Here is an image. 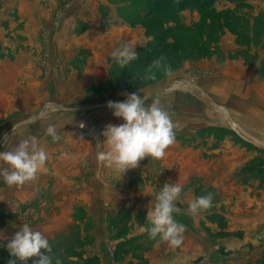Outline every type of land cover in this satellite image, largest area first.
<instances>
[{
	"label": "rangeland",
	"instance_id": "1",
	"mask_svg": "<svg viewBox=\"0 0 264 264\" xmlns=\"http://www.w3.org/2000/svg\"><path fill=\"white\" fill-rule=\"evenodd\" d=\"M233 35H236L234 41ZM125 44L134 46L137 58L121 68L111 54ZM241 45L245 47L240 51ZM251 51L255 52L249 54ZM262 54L264 0H206L204 3L186 0L174 1L171 5H165L162 0H0V138L14 128L0 144V151H9L11 141L20 140L21 131L31 132L22 135L26 139L48 124L56 125L62 136L59 142H53L50 136L47 143L43 142L48 159L33 184L14 186L15 195L14 189L0 187V192L7 195L6 200L0 201V264L14 259L6 243L24 223L48 237L53 264L57 259L60 264H134L137 259L149 263L146 256L153 255L165 243L149 240L146 229L151 224L145 213H141L148 212L154 201L153 193L162 189L174 172L168 165L183 162V153L178 152L176 157H169L158 165V160L146 157L145 163L150 166L130 170L128 177L112 170L109 180L128 189V193L144 188L152 194L144 202L129 201L133 207H120L119 203L118 210L108 218L103 211L110 210V203L92 200L89 193L93 192L85 186L80 191L76 189L83 192L85 201L50 198L51 194H57V186L48 183L42 173L63 162L59 148L72 134L78 135L72 141L84 147L81 167L90 162L89 153L93 150L96 153L105 150L106 145L102 143L105 126L124 123L122 118L113 115L107 102L126 100L122 93L148 95L152 89L172 83L150 97L159 98L168 108L170 100L188 103L185 97L188 93L189 98L206 107V102L179 81L197 87L224 113L225 116L216 112L221 125L209 130L231 133L241 147L239 154L224 155L227 165L234 170L222 165L223 168L210 171L213 174L209 177L207 173L200 175L204 181L199 176L202 171L195 168L192 186H183L181 202L177 203L179 213L186 212L194 198L209 192L214 194L212 207L195 216L197 223L193 226L197 225V230L203 226L208 231L204 234L208 244L193 229V245L198 246L200 241L201 247L193 248L192 264H264ZM160 56L175 75L168 79L158 73L156 80L145 79L147 66ZM239 59L249 61L250 65L257 62V83L254 90L247 91L250 101L233 95L237 93L235 90L227 95L226 100L237 107L233 112V107L219 104L215 90L224 79L233 80L232 69L238 67ZM212 90L216 95L211 94H215ZM222 92L220 96L224 98ZM95 104L100 106L77 111L61 108ZM249 104L257 109L256 114L250 115L251 120H244L242 113ZM228 119L234 124L235 132ZM176 138L182 144L187 141L198 146L207 144V138H185L181 134ZM195 152L192 153L194 164L218 163L217 156L205 155L209 158L207 161ZM0 167H4L2 163ZM215 173L219 179L211 184L209 178L213 179ZM190 190L186 200L184 193ZM29 192L36 195L32 202L25 201ZM21 196L23 201H19ZM131 208L139 209L135 216ZM65 209H70V215L63 219ZM33 259L27 264H33Z\"/></svg>",
	"mask_w": 264,
	"mask_h": 264
},
{
	"label": "clouds",
	"instance_id": "2",
	"mask_svg": "<svg viewBox=\"0 0 264 264\" xmlns=\"http://www.w3.org/2000/svg\"><path fill=\"white\" fill-rule=\"evenodd\" d=\"M112 57L123 68L137 58L134 46L122 45L112 51ZM164 57L155 58L145 70V79L156 80L158 73L171 79L175 73L172 67L164 63ZM127 98L122 102L108 101L107 107L113 110V115L122 118L124 123L108 124L102 135L106 150L96 153L99 166L113 169L125 174L129 169L139 167L140 161L163 159L167 149L175 143L176 130L179 125L173 121L171 114L162 105L159 98L137 93H122ZM151 102L149 103V100ZM84 127L83 124L80 125ZM45 135L53 142L62 139L56 125L48 124ZM5 137L4 139H6ZM101 143L98 142L99 146ZM47 152L40 146L36 136L21 140L12 150L0 151V178L8 187H21L36 179L38 171L46 164ZM183 187L179 182H166L154 196L147 212V221L151 227L146 229L149 240L167 243L170 247H180L184 240L186 226L174 218V213L181 210L177 203L181 202ZM214 194L200 195L188 204L186 214L196 216L212 207ZM7 251L14 259L7 264H27L33 259V264H53L51 255L53 249L48 237L41 231L34 230L24 223L6 243ZM55 264H60L59 259Z\"/></svg>",
	"mask_w": 264,
	"mask_h": 264
},
{
	"label": "crops",
	"instance_id": "3",
	"mask_svg": "<svg viewBox=\"0 0 264 264\" xmlns=\"http://www.w3.org/2000/svg\"><path fill=\"white\" fill-rule=\"evenodd\" d=\"M232 37L234 41V39L236 38V35H233ZM132 40L137 41V39L135 38ZM243 47L245 46L241 45L239 47V50L240 49L243 50ZM233 48L235 47L233 46ZM254 52L255 51H251L249 54L254 53ZM263 55L264 54L261 55V58L264 57ZM245 59H239L237 61L238 67H234L232 69L233 70L232 72L235 74V75L234 74L232 75L234 77L232 78L234 81L230 79H224L223 84H222L223 86L218 85L215 90L219 94L217 93L216 95V93L213 91L214 89L212 91L215 94L211 93L212 95H216L217 98L219 97L220 99L219 104L229 107V108L233 107L234 108L232 109L233 112H236L237 107L232 106L233 104L230 102V100H226L227 95H230L233 92H237V93L239 92V95L237 93H234L233 95H236L237 97L240 96V98L246 101H250V95L247 93V91L254 90L255 85L257 83L258 64L257 62H254L253 65H250L249 61L246 62ZM237 73L241 75L238 77ZM221 92L223 93L224 98H221L220 96ZM186 95L185 97H187L188 103H184L181 101H175L176 99L174 101L170 100L169 106L168 108H166V110H168L169 113L171 114L173 121L179 125L178 129L176 130V137H177V134H181L185 138H192V139L207 138V144L198 146V145H194V143H192L193 141H189V142L187 141V144L186 142L185 144H182L180 143L181 141H178L176 138L175 143L167 149L165 157L163 159L158 160L156 162V165H158L159 163L165 162V160H167L169 157H176L178 152L183 153L184 158H185L184 161L182 160L183 162L180 161V164H179L178 162L175 161L174 163H170L168 165L170 168L174 169V172L172 173V175L171 174L169 175L170 178L168 179V183L179 182L182 185V187L184 185L187 186V184L188 186L191 187L195 168L202 171L201 173H199V176L201 175L203 177V175L207 173L209 177L210 174H213L212 172H210L213 169H216V168L219 169V168H223L224 166L226 167L229 166L227 165L229 164L227 161V158L224 155L228 154V152L230 155H234L235 153L239 154L241 151V147L239 143H236V140L234 139L231 133L223 132V131L220 132L216 129L209 130V128L212 126L221 125V121H220V118L218 117V113H216L217 111L212 106L208 105L207 103H206V107L199 105L197 101H194V99L188 97L190 96L188 93ZM185 97L183 101H185L186 99ZM256 110L257 109L254 108L253 104L252 105L249 104V106H247V108L243 110L244 111L242 113L244 115L243 119L251 120L250 115L256 114ZM23 125L27 126V124L26 125L23 124ZM44 127H41L40 129H36L35 131H33V133H35L34 136L38 137L41 147L43 145V142L47 143L51 139V138L49 139L47 135L42 134L43 132H45V129H46V126ZM232 130L235 132L234 128ZM27 133L30 134L31 132L29 133V131H25V130L21 131L18 134L20 135L18 137L20 140L18 142L16 140L14 142L11 141L10 143L11 147L8 146L10 147V150H12L21 140L25 139L22 135L26 136ZM200 134H204V135L200 136ZM219 134H223V136L220 137ZM30 136H33V135H30ZM76 137L78 138L77 134H72L71 136H68V140L63 141L64 142L63 145L60 146L59 150L61 151L60 154H62L61 156H62L63 162L60 163L58 166H56V168L46 169L47 170L46 174L42 173L43 176L47 177L46 181H48V183H53L55 184V186H57V190H56L57 194L56 195L51 194L50 198H54L55 200H61L64 202L66 201H69V202L80 201L81 202V200L85 201L86 197L85 195L82 194L83 192L76 191V189L78 188H79L78 190L80 191V187L85 186L86 188L92 190L93 193H89V195L92 196V200L96 202L99 201L100 203L101 202L110 203V206H111L110 210L104 209L103 211L104 217H107V218L109 215H112L114 211L118 210L117 205H119V203L120 205H122L120 207H123L124 205L127 207L132 205L131 207H133V204L130 203L129 201L136 200L139 202H144L150 199L149 195H151L152 193H149V191L147 192V190L144 188L138 189V190H132V193H128L129 190L121 188L122 185H120L119 183L117 184L112 183V181L109 180V176L111 175V171L113 169H108L102 166L101 167L98 166L96 158H95L96 150H93V152L89 153L90 162H88L86 166L84 165V167H81L82 165L81 160L85 158L84 157L85 154L82 151L84 150V147L82 148L79 145H77L76 141H72V138L74 139ZM226 147H233V149L232 150L226 149ZM193 152L201 153L203 157L205 155H206L205 157L212 156V155L217 156V158L219 159L218 163L216 165L214 164L211 165L210 162L208 161L209 158L204 157V159L208 161L207 163H209L207 166L205 162L194 164L192 162ZM145 162L146 160L143 159L142 161H140L139 167L135 169H129L127 172H129L130 170L135 171V170L145 169L146 167L150 166V165H146ZM148 162L149 161L147 159V164ZM3 166L6 167V165H3ZM229 169L234 170V167L229 166ZM127 172L125 173L126 177H128ZM121 177L122 179H126V177H124L123 174H121ZM209 179L212 184L218 181L219 176L215 173L213 176V179L212 177H210ZM201 180H204V179L202 178ZM1 181H2V184H1ZM206 181L208 180L206 179ZM31 183L32 182L28 183L27 187H29ZM1 185L7 186L6 184H4L2 178H0V187ZM154 185L156 186L157 184L155 183ZM15 187L7 186L8 190H11V191L13 189L15 191L16 189ZM187 193L190 195L191 190L184 193L186 200H188L187 195H186ZM4 194L5 192L3 194L0 192V201L6 200L7 195H4ZM15 194H16V191L14 192V195ZM155 194L156 193H153V198ZM10 195L11 194H9V196ZM34 198H36V195H34V192H29V198H26L25 201L29 200L30 202H32L34 201ZM153 198L151 199V201H153ZM21 200L23 201L22 196L20 197L19 201ZM138 210L139 209L137 208L136 209L131 208L130 212L132 213L133 216H135V213H138ZM144 213H145V216L147 217V212L144 211L141 214H144ZM68 215H70V209L69 210L65 209L61 218L63 219L68 218ZM174 218L179 223H182L186 226V232L184 233V240H183L182 245L177 248L170 247L167 243L163 244L161 247L159 246L160 249L156 251L153 255L151 256L149 255V257L145 255L146 258H149L148 264H161V263H164V264H192L193 248L196 249L201 244V242L199 241L198 246L193 245V238L195 237H193L192 234H193V229H195V227L197 228V225H195V227L193 226L194 223H197V221H194L196 220V217L187 215L186 212H183V213H174ZM201 227L203 226H200L198 230L195 229L196 233H199L203 241L206 244H208L206 237L204 236V234H207L208 231L206 232V230H203ZM206 228L208 227L206 226ZM137 256H140V255L137 254ZM146 261L145 260L143 261V259L142 260L137 259L134 264H145Z\"/></svg>",
	"mask_w": 264,
	"mask_h": 264
},
{
	"label": "water",
	"instance_id": "4",
	"mask_svg": "<svg viewBox=\"0 0 264 264\" xmlns=\"http://www.w3.org/2000/svg\"><path fill=\"white\" fill-rule=\"evenodd\" d=\"M180 84H182L184 87H186L187 89H189L192 93H194L195 95H197L200 99H202L204 102H206L208 105L212 106L217 112L221 113L222 115H224V113H222V111L201 91L199 90L197 87L186 83V82H182L179 81ZM172 83L166 84V85H162L159 87H156L154 89H152L151 91H149L148 95H152L155 92L161 91L169 86H171ZM100 106V104H95V105H84V106H63L61 107L63 110L65 111H77V110H81V109H90V108H95ZM42 114V112L38 113L36 115V117H39ZM225 116V115H224ZM229 124L231 125V127H233L235 130V126L232 123V121L230 119H228ZM14 128L8 130L6 133H4L2 135V137L0 138V144L4 141V138L7 137Z\"/></svg>",
	"mask_w": 264,
	"mask_h": 264
},
{
	"label": "trees",
	"instance_id": "5",
	"mask_svg": "<svg viewBox=\"0 0 264 264\" xmlns=\"http://www.w3.org/2000/svg\"><path fill=\"white\" fill-rule=\"evenodd\" d=\"M165 5H171L174 1L179 3H184L186 0H162ZM199 2H206V0H198Z\"/></svg>",
	"mask_w": 264,
	"mask_h": 264
}]
</instances>
